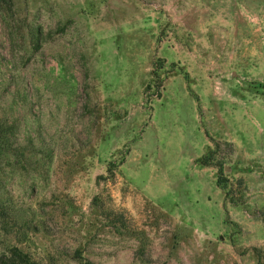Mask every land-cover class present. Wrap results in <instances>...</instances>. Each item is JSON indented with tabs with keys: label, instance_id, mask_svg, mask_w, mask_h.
Segmentation results:
<instances>
[{
	"label": "rangeland",
	"instance_id": "obj_1",
	"mask_svg": "<svg viewBox=\"0 0 264 264\" xmlns=\"http://www.w3.org/2000/svg\"><path fill=\"white\" fill-rule=\"evenodd\" d=\"M199 67L217 95L235 82L248 111L233 128L206 129L223 140L210 148L228 194L198 153L176 157L175 121L161 119L171 86L189 70L201 80ZM0 96L34 153L25 167L0 164V202L21 218L0 223V264L12 246L35 264H257L254 249L264 254V0H0Z\"/></svg>",
	"mask_w": 264,
	"mask_h": 264
},
{
	"label": "crops",
	"instance_id": "obj_2",
	"mask_svg": "<svg viewBox=\"0 0 264 264\" xmlns=\"http://www.w3.org/2000/svg\"><path fill=\"white\" fill-rule=\"evenodd\" d=\"M250 13L252 14V12ZM253 16H256V18L259 17L258 14H253ZM193 40L196 41V38L194 37ZM182 53L183 56L180 57H184V61L186 63H189V60H187L189 54L188 50H182ZM233 55L234 52L230 54V60ZM200 64H202V61H200ZM229 64L230 63L226 64V66H228ZM198 73L202 75L201 80H196L197 78H195V80H192L191 78L193 77V75L192 72L189 70V79L187 81L185 80L184 85L181 86L180 89L177 86H171V90L173 91L172 94L169 96V103L173 104V112L168 115L169 119L167 116L160 117L162 120L167 119L170 121H175V127L174 123L171 124L169 127L164 124H158V128L161 130H158V135L160 136L159 141L162 142V140L164 139L163 134L165 133L163 131L166 127H168L167 134H169V137L172 138L174 143H177L176 150L174 148V145L173 148L171 147V149L177 152L176 157L179 158L183 156H178L180 152H193L194 154L198 153L195 158H200L202 155H204V150L202 149L203 142V146L205 148L207 147L205 151L212 150L210 148L212 142L213 144L216 143L220 145V142L223 143V140L216 141L210 139L209 135H206V129L207 132L209 128L217 132L219 128H223L225 126V119H227L230 124L229 128H233V122L235 120L240 121L241 116L243 114L247 116L248 113V111L242 110L240 106V99L237 98L238 95L232 92V90L234 89L235 82H228L229 86H226L227 89L224 90V93L221 92L219 95H217L214 92L215 82L211 80L208 75V67H199ZM230 73L232 74L231 71ZM183 88H185L184 92L182 91ZM228 89H230L229 92L227 91ZM221 110H223V112H220ZM188 122L189 125H187ZM201 123H203L204 125L202 126ZM188 128L195 132L192 135L193 139H191L186 134H182L184 131L187 132L186 129ZM174 138H177V140H175ZM196 140L197 142L195 143ZM182 141L183 145L185 146L184 148L180 147ZM227 143L230 145L231 148L232 144L229 142V140Z\"/></svg>",
	"mask_w": 264,
	"mask_h": 264
},
{
	"label": "trees",
	"instance_id": "obj_3",
	"mask_svg": "<svg viewBox=\"0 0 264 264\" xmlns=\"http://www.w3.org/2000/svg\"><path fill=\"white\" fill-rule=\"evenodd\" d=\"M44 34L42 30L37 27L30 33V40L35 49H39L44 41ZM1 97V96H0ZM21 140V141H20ZM227 145V144H226ZM229 146V144H228ZM33 147L32 139L26 137V139L22 140L20 136L16 135L14 120L10 118L9 113H1V104H0V164L3 160H9L14 158L16 164H20V166L25 167L29 160V154L33 155V150L30 149ZM230 148V146H229ZM213 151H209L207 154L202 155L197 159V162L201 165H211L217 167V175H216V184L217 186L224 191V193H229V186L226 178H224V167L221 166L220 162H216L213 158ZM215 157V156H214ZM1 173V171H0ZM1 178H0V189H1ZM106 219L110 220L112 226L116 229H121L126 227V221L122 213L110 212L106 210H101ZM106 211V212H105ZM19 210H15L13 208H8L4 204L0 202V223L2 228L10 229L14 226V223L11 222L8 217L9 215H14L18 219H21L19 216ZM16 220V221H17ZM22 226L24 230L30 231V227L28 226V220H22ZM257 264H264V254L261 249L255 248ZM76 258H80V254L78 250L74 253ZM7 264H35L32 260H30L27 253L23 252L17 246H12L10 250V254L6 257ZM85 264H95L90 260H85Z\"/></svg>",
	"mask_w": 264,
	"mask_h": 264
}]
</instances>
